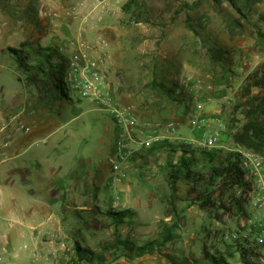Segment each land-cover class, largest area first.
Segmentation results:
<instances>
[{"label":"rangeland","instance_id":"374dc122","mask_svg":"<svg viewBox=\"0 0 264 264\" xmlns=\"http://www.w3.org/2000/svg\"><path fill=\"white\" fill-rule=\"evenodd\" d=\"M31 43L59 48L68 60L84 43L100 58L119 104L143 128L150 122L153 133H162L167 122L181 123L177 134L146 150L129 168L118 205L112 203L119 197L112 187L106 199L93 197L82 217L69 207L73 175L112 185L119 127L108 109L72 87L68 73L67 85L58 88L49 78L33 84L20 80L8 53ZM262 63L264 0H0V143L16 151L0 163V264H80L71 261L74 246L98 252L118 237L144 244L167 228L174 239L156 253L114 262L112 250L106 264H215L207 253L224 255L225 264H246L236 248L250 206L245 187L226 196V207L217 202L203 210L192 200L186 172L209 178L213 166L240 153L232 126L246 122L243 88ZM33 94L42 95L40 113L51 117L41 131L25 122L26 132L25 125L17 129L11 121L20 99ZM208 123L220 132L211 150L219 152L215 161L188 138H197ZM181 148L195 161L190 169H178ZM53 183L64 185L59 196L68 190L67 197L48 200L47 186ZM46 204L67 220L62 229L21 225ZM123 209L129 212L121 223L106 214Z\"/></svg>","mask_w":264,"mask_h":264},{"label":"trees","instance_id":"16d2710c","mask_svg":"<svg viewBox=\"0 0 264 264\" xmlns=\"http://www.w3.org/2000/svg\"><path fill=\"white\" fill-rule=\"evenodd\" d=\"M8 54L18 65L20 80L24 79L33 84L49 78L55 88H58L59 85H67L65 76L68 73V56L59 48H46L33 43L22 44L19 48H11ZM242 96L245 98V103L241 107L245 109L246 122L238 129H235L233 125L232 136L237 145L253 148L264 155V63L249 74ZM180 153L182 156H180L181 162L178 169L184 168V165L190 169L188 166H191V162L195 163V161L188 158L189 153L184 148H181ZM203 155L211 161L220 157L218 151L211 150H204ZM241 161L240 153L230 154L226 159L220 161L218 166H213L212 175L209 178H206L202 173L196 174L197 177L193 176L192 174L195 172H190L191 169L188 170L186 175L187 179L192 180V200L203 210L215 208L217 202H221L226 207L228 204L224 202V199L227 195L235 197L233 190L236 186L248 187ZM181 172L183 173V171H180V175ZM180 175H174V177L179 179ZM227 208L231 209L230 206ZM128 212L129 210L123 209L108 211L106 214L118 221L120 218L126 217ZM118 222L121 223L124 220ZM173 239L172 230L167 228L161 238L144 244H137L131 238L118 237L113 242L104 244L102 250L98 252L85 247L74 246L71 261L80 264L82 261L88 264H106L109 261L107 253L112 250L116 253L115 259L122 256L135 259L156 253L160 247ZM236 248L244 263L253 264L249 243L237 242ZM207 258L215 264L228 263L224 255L218 258L207 253Z\"/></svg>","mask_w":264,"mask_h":264},{"label":"built area","instance_id":"2783aa9c","mask_svg":"<svg viewBox=\"0 0 264 264\" xmlns=\"http://www.w3.org/2000/svg\"><path fill=\"white\" fill-rule=\"evenodd\" d=\"M89 19V16L84 17L86 21ZM67 79L82 97L90 98L96 104L108 109L118 125L116 160H111L112 168L118 178L128 176L124 163L131 152L130 140L136 142L139 149L152 148L162 144L166 137L179 132L181 123L172 120L166 123L162 133H153L150 136L138 134L137 117L119 104L114 92V84L102 68L100 58L93 56L84 43L69 57ZM197 107L199 110L202 109V104ZM194 123L197 124L196 121ZM189 142L212 150L220 142V132L214 130L208 123L199 129L198 137L189 139ZM239 151L242 154L241 167L248 182L245 196L250 201L248 214L243 222L245 229L239 236L240 242L249 243L253 264H264V155L253 148L242 147ZM2 161L0 159V163Z\"/></svg>","mask_w":264,"mask_h":264},{"label":"crops","instance_id":"0c3cea01","mask_svg":"<svg viewBox=\"0 0 264 264\" xmlns=\"http://www.w3.org/2000/svg\"><path fill=\"white\" fill-rule=\"evenodd\" d=\"M40 97L42 98V95L39 96L37 94H33V96H27V95L23 96V98L20 99V106H21L20 111L18 112V114H15V116L12 118L11 124L12 125L19 124L18 125L19 127L17 129H21L22 125H25L26 127L24 130H26V132L30 131V129L28 128L25 122L29 123V121L33 124L36 123L37 125L35 127L39 131L47 128V123L49 122V118L51 116L48 113H40V110H43V108L39 107V101H41ZM199 104H202V102H200ZM146 124L148 125L146 129L142 127L141 123L138 124V129L136 132L144 136L152 135L153 130H152V127L150 126L152 125V123L146 122ZM188 138L192 139V136H189ZM5 144L7 143L5 142L0 143V152H1L0 154L2 155V160H3L2 163L5 161V155L7 154L8 151L10 153L16 152L15 148H11L9 145L5 146ZM129 147L131 149V152H130L128 160L124 163V166L127 168L128 171H129V168L134 167V165L136 164L138 165L139 161L143 160L142 158L143 154L147 152L146 150L149 149V148L139 149L138 144L132 140H130L129 142ZM51 169L52 170L50 173L52 174L56 170V167L53 166ZM111 171H112L113 178L111 180V183L109 184H112V185H105V184L99 185L98 183L101 182V179H98L97 177L91 178V176H88L89 178L87 179L85 176L73 175L72 178L76 180H75L74 187L70 188V192H71L70 202L71 203L69 204V207L72 208L71 210L74 213L82 217L81 216L82 210L89 207L90 203L93 201V197H96V198L99 197L98 199L102 197V199L103 198L106 199L105 194L110 189H112V187H115L119 193V197L115 199L114 201H112V203L114 205H118V203H121L120 198L123 197L122 195L124 192L123 190L124 188L122 184L123 178H118L117 173L114 172L112 167H111ZM86 181H88V183ZM55 184L56 183H53L47 186L49 190H47L46 198L48 200L54 201L55 198L60 197V196L65 195V197H67L68 190L64 192L65 194L59 196V192L65 190V189L62 190V188H64L65 186L62 185L61 187H58ZM105 203L106 205L108 204L107 201H105ZM29 220H31L29 221V224L23 223L21 225H25V226L35 225L37 228L39 229L41 228L43 231H46V232H51L54 228L55 230L62 229V226L64 227L65 225L61 226V224L67 221L65 218L56 215L47 204L42 207L41 211H38L36 214L31 215ZM42 240L44 241V238H42ZM124 258H127V257L122 256V257H119L113 260L114 262H118ZM138 258L140 257H136L135 259H129V258L127 259L131 261L130 263H132Z\"/></svg>","mask_w":264,"mask_h":264}]
</instances>
